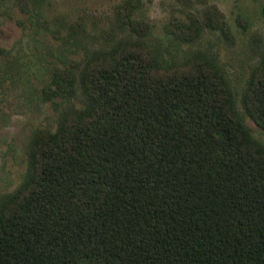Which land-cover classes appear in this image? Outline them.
I'll list each match as a JSON object with an SVG mask.
<instances>
[{"label": "trees", "instance_id": "16d2710c", "mask_svg": "<svg viewBox=\"0 0 264 264\" xmlns=\"http://www.w3.org/2000/svg\"><path fill=\"white\" fill-rule=\"evenodd\" d=\"M135 2L115 10L136 37L51 77L54 94L76 86L81 104L34 133L0 203V264H264V143L214 65L159 61ZM203 16L167 27L185 41L225 28L214 7ZM240 104L264 132V47Z\"/></svg>", "mask_w": 264, "mask_h": 264}, {"label": "rangeland", "instance_id": "374dc122", "mask_svg": "<svg viewBox=\"0 0 264 264\" xmlns=\"http://www.w3.org/2000/svg\"><path fill=\"white\" fill-rule=\"evenodd\" d=\"M125 0H0V203L20 184L34 133L52 130L59 113L81 104L75 87L57 95L48 88L59 69L75 74L86 52L136 33L122 26L116 6ZM131 17L161 63L196 57L214 65L231 88L237 112L252 135L264 132L244 112L240 94L264 47V0H136ZM213 7L225 28L199 29L176 38L167 24ZM215 11V10H214Z\"/></svg>", "mask_w": 264, "mask_h": 264}]
</instances>
